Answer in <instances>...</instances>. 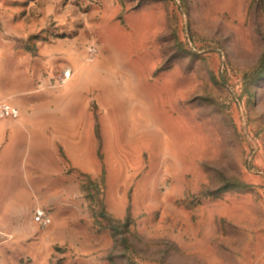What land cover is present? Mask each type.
Wrapping results in <instances>:
<instances>
[{
  "label": "rangeland",
  "instance_id": "obj_1",
  "mask_svg": "<svg viewBox=\"0 0 264 264\" xmlns=\"http://www.w3.org/2000/svg\"><path fill=\"white\" fill-rule=\"evenodd\" d=\"M11 52L99 172L64 161V199L46 161L52 223L0 264H264V0H0Z\"/></svg>",
  "mask_w": 264,
  "mask_h": 264
},
{
  "label": "crops",
  "instance_id": "obj_2",
  "mask_svg": "<svg viewBox=\"0 0 264 264\" xmlns=\"http://www.w3.org/2000/svg\"><path fill=\"white\" fill-rule=\"evenodd\" d=\"M11 53V57L0 58V101L17 107L20 118L0 121V255L10 250L9 255L16 258L22 253L15 249V233L23 230L26 217L34 223L36 209L40 206L35 203L46 198V161L61 163L56 177L61 178L62 188L58 192L64 199L69 196L63 193L64 161H72L80 170L94 175L98 174L99 166L97 156L93 161L88 144L77 141L78 129H89L90 140L96 144L93 115L88 112L90 121L78 123L75 119L64 129L59 118L61 113L57 112L60 93L46 89L43 69L35 68L27 57ZM92 163L96 167H92ZM46 204L48 208L61 205L52 201ZM36 237L39 245L38 234ZM36 253L43 254L40 250Z\"/></svg>",
  "mask_w": 264,
  "mask_h": 264
},
{
  "label": "built area",
  "instance_id": "obj_3",
  "mask_svg": "<svg viewBox=\"0 0 264 264\" xmlns=\"http://www.w3.org/2000/svg\"><path fill=\"white\" fill-rule=\"evenodd\" d=\"M73 75L72 69L68 68L64 71V78L62 83L67 82ZM20 118V110L14 105L7 101H0V121L3 119H14ZM34 220L41 227H48L52 223L51 217L42 209H37L35 212Z\"/></svg>",
  "mask_w": 264,
  "mask_h": 264
}]
</instances>
